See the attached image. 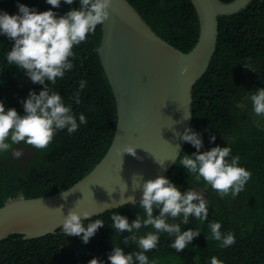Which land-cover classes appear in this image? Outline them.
<instances>
[{
	"label": "trees",
	"instance_id": "trees-1",
	"mask_svg": "<svg viewBox=\"0 0 264 264\" xmlns=\"http://www.w3.org/2000/svg\"><path fill=\"white\" fill-rule=\"evenodd\" d=\"M140 13L154 34L167 44L185 54H190L199 43L200 17L191 0H128ZM230 3L234 0H222ZM17 3L35 7L38 11L51 8L45 0H8L0 10L15 14ZM73 5H61L53 9L63 15ZM220 35L214 61L204 79L195 88L194 120L192 128L201 133L204 147L201 151L220 145L230 146L232 155L240 156V165L251 172L244 189L235 197L221 198L205 182L187 174L179 160L167 176L181 190L188 187L200 189L209 205L208 220L201 222L189 217L188 224L181 223V230L199 229L182 252L170 247L174 236L160 235L158 246L146 253L156 264H210L216 256L223 264H264V117L251 111V103L242 98L248 92L264 87V0L253 1L239 14L220 18ZM102 25L86 41L74 47L73 68L63 78H58L52 90L59 91L65 103H70L74 113L83 112L87 123L69 135L67 130L55 133L52 141L43 149H36L23 142L17 144L29 151L26 164L13 158L11 151L0 153V208L15 200L18 192L25 199H39L56 195L86 177L107 154L117 128L116 99L101 65L98 49L102 40ZM12 41L0 36V100L6 108H15L23 114L21 100L29 89L37 93L43 87L32 84L23 70L7 64L5 55L11 50ZM251 58L248 60V58ZM244 61L251 65L246 69ZM253 70V71H252ZM86 80L87 86L80 94L77 105L69 97L77 90L78 81ZM259 125V126H258ZM210 135H216L210 142ZM13 145V147L17 146ZM196 149L187 143L184 153ZM179 158V159H180ZM119 212L136 218L138 205L124 206ZM158 213V210H157ZM112 212L97 217L104 221L89 243L79 237L66 236L61 228L54 234L25 240L21 234H13L0 242V264H88L93 257L110 264L107 255L113 244L125 251L138 250L134 243H122V235L110 227ZM95 218V219H97ZM94 218L88 220H95ZM88 220H84L85 223ZM209 221L221 223L220 231L232 232L235 243L219 247V241L210 237ZM170 223H180L179 218H169ZM153 230L142 228L138 235Z\"/></svg>",
	"mask_w": 264,
	"mask_h": 264
},
{
	"label": "clouds",
	"instance_id": "clouds-1",
	"mask_svg": "<svg viewBox=\"0 0 264 264\" xmlns=\"http://www.w3.org/2000/svg\"><path fill=\"white\" fill-rule=\"evenodd\" d=\"M45 2L52 6L45 11H38L35 7L22 3H17L18 11L15 14L0 10V36H5L13 42L11 50H7L5 55L7 64L23 70L25 77L32 84L43 86L38 93L29 89L28 95L21 100L22 115L15 108H6L0 100V153L11 151L13 158L23 155V149L13 145L23 142L36 149H43L52 141L56 132L66 129L71 135L87 123L85 114L74 113L72 105L66 104L61 93L52 90L50 85H55L58 78H63L66 72L73 68L71 58L75 56L74 47L86 41L98 25L105 24L113 4V0H78V7H70L60 15L53 9L60 8L62 3L71 6L77 0ZM250 59L249 57L248 60ZM243 63L246 69L251 70L250 63ZM185 71L187 68L182 69L181 74ZM86 86V80H79L77 90L69 99L79 105L80 94ZM243 100L251 103V111L256 116L264 117V87L255 92H248V96L242 98L241 106ZM184 118L187 119L188 115H184ZM177 135L183 142L196 149L191 154L184 153L179 159L181 167L188 175H194L197 181L205 182L221 198L229 194L235 197L244 189L251 172L240 165L239 155L226 159L231 153L230 146L216 145L201 151L204 147L202 135L192 127H186ZM209 140L215 142L216 135H210ZM124 153L136 157V147L128 145L123 149ZM140 188L142 193L139 200L130 196L127 203L130 206L138 205L143 215L138 212L131 222L119 212H112L110 216V227L114 232L120 235L125 231L128 233L123 237L122 243L126 246L132 242L138 250L126 252L123 247L113 244L107 255L110 264H156L154 259L149 260L146 253L158 246L162 233L174 236L170 247L182 252L201 232L192 228L181 230V223L188 224L190 216L201 222L208 220V202L193 188L188 187L182 191L166 176L143 180ZM72 189L62 191V196L66 198ZM15 198L24 200V193L18 192ZM92 214L88 211L81 214L69 210L67 215H64L62 233L66 236H77L84 244L89 243L97 230L104 226V221L99 218L85 223L82 218H89ZM169 218H179L180 223H170ZM149 226L153 230L138 235L142 228ZM208 228L210 237L206 239L219 241V247L226 248L235 243L234 233L222 234L220 222L209 221ZM88 264L105 262L93 257ZM210 264H223V261L212 256Z\"/></svg>",
	"mask_w": 264,
	"mask_h": 264
},
{
	"label": "water",
	"instance_id": "water-1",
	"mask_svg": "<svg viewBox=\"0 0 264 264\" xmlns=\"http://www.w3.org/2000/svg\"><path fill=\"white\" fill-rule=\"evenodd\" d=\"M6 1L0 0V7ZM253 1L191 0L201 35L193 52L185 54L157 37L128 0H113L98 49L116 99L112 144L99 164L69 187L66 198L59 192L6 202L0 208V242L13 234L25 240L54 234L69 210L93 213L84 220L106 215L128 206L130 196L139 200L143 180L167 176L187 145L177 133L193 125L194 91L214 61L220 18L239 14ZM128 145L136 147V157L123 154Z\"/></svg>",
	"mask_w": 264,
	"mask_h": 264
},
{
	"label": "rangeland",
	"instance_id": "rangeland-1",
	"mask_svg": "<svg viewBox=\"0 0 264 264\" xmlns=\"http://www.w3.org/2000/svg\"><path fill=\"white\" fill-rule=\"evenodd\" d=\"M15 148H22L23 149V155L20 158H16L17 160H19L21 163L26 164L28 157H29V151L24 148L23 146H15ZM197 191H199L202 194V191L200 189H196Z\"/></svg>",
	"mask_w": 264,
	"mask_h": 264
}]
</instances>
